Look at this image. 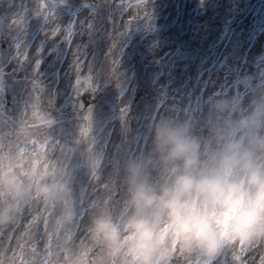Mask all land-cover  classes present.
<instances>
[{
  "label": "rangeland",
  "instance_id": "obj_1",
  "mask_svg": "<svg viewBox=\"0 0 264 264\" xmlns=\"http://www.w3.org/2000/svg\"><path fill=\"white\" fill-rule=\"evenodd\" d=\"M24 2L34 11L38 0ZM84 2L99 4L101 0ZM84 2L66 0L55 5L61 20L57 23L62 25V30L55 37L49 36L47 47L63 43L66 23L73 15L79 14L81 19L87 18L93 23L94 39L87 57L81 56L84 63L80 70L82 77L88 76L91 63L93 83L99 85L95 93L89 89L84 95L86 103L94 96L93 113L85 108L69 122L57 111L65 103L68 78L64 77V71L75 80V72L69 70L72 52L86 40L82 34L75 37L76 30L81 29L77 22L71 49L56 77L57 84L52 83L47 63L41 65L40 71L47 73L43 77L29 68V64L34 65L35 59L40 58L36 54L39 41L28 52V61L24 63L27 71H20L18 77L36 76L43 87L38 100L36 92L30 98L21 89L15 104L9 92L7 109H0L3 117L0 132L4 134L0 139V178L11 176L25 187L20 205L25 212L38 207L47 210L48 204H54L59 210L48 219L52 224L47 238L52 232L61 235L53 247L55 255H62L68 249L86 248L89 264H98L102 252L99 246L93 245L90 236L91 218L101 210L114 217L125 210L126 166L150 154L156 124L165 120L186 122L193 130L200 131L210 99L234 97L247 103L252 93L264 89V0H213L208 7L203 0H115L114 5L109 0L107 6L93 13H89ZM23 7L21 0L11 3L0 0V26H6L8 17L21 12ZM42 11L50 13L51 9ZM43 23L41 18H31L29 39L44 36L45 32L40 31ZM139 26L142 35L149 38L150 48L156 49L157 54L162 52L149 65L140 62L139 55L142 60L147 54L137 39ZM133 39L137 40L125 52ZM43 55L46 60L50 59L46 52ZM113 61L118 62L119 81L107 76ZM122 61L124 65H120ZM104 70L98 78L96 74ZM27 87L32 91L31 84ZM125 105L130 106L131 134L124 124L127 112L120 113ZM41 123L44 124L37 128ZM27 148L32 154L23 153ZM34 166L41 172L51 173L45 182L68 187L70 191L63 201L43 200L36 194L33 186L39 181L30 175ZM152 175L156 177L155 172ZM68 208L72 212L70 220L64 217ZM20 215L24 217L23 213ZM43 215L44 212L41 218ZM20 221L17 217L12 223ZM2 228L0 237L9 234ZM35 233L33 230L29 236ZM29 248L24 241L22 250L26 255L30 254ZM172 258L175 264H264V241L227 243L224 250L204 257L200 252L182 254L170 245L168 264ZM39 264H43L40 258Z\"/></svg>",
  "mask_w": 264,
  "mask_h": 264
},
{
  "label": "clouds",
  "instance_id": "obj_2",
  "mask_svg": "<svg viewBox=\"0 0 264 264\" xmlns=\"http://www.w3.org/2000/svg\"><path fill=\"white\" fill-rule=\"evenodd\" d=\"M200 129L156 124L150 154L126 166L125 210L91 218L90 236L102 252L98 264H168L170 245L212 256L225 243L264 241V89L247 103L210 99ZM30 175L42 198L63 201L70 191L45 182L51 173L36 166ZM25 191L13 177L0 178V226L14 219ZM71 215L66 209L65 219ZM58 264H89V249H68Z\"/></svg>",
  "mask_w": 264,
  "mask_h": 264
},
{
  "label": "snow or ice",
  "instance_id": "obj_3",
  "mask_svg": "<svg viewBox=\"0 0 264 264\" xmlns=\"http://www.w3.org/2000/svg\"><path fill=\"white\" fill-rule=\"evenodd\" d=\"M9 2L11 3L12 0H9ZM21 2L24 4L23 10L21 12L11 14L8 17L7 25L0 26L2 27V31H0V109H7L9 105V81L13 85L12 104L17 103V93L15 91L16 85H20L23 91L28 93L30 98H32V92H36V99H39V92L42 90L43 86L41 81L37 79L36 76L25 75L23 80L18 79L20 71H27L24 67V63L28 61V52L32 48V45L38 40L35 38H28L30 35V20L34 16L41 18L44 21L41 32H45V39H39V43L36 45V54L40 58L35 59L34 65L29 64V68L32 73H36L40 77H43L47 73L40 71L41 65L47 63L49 69L51 70L50 75L52 77L53 84H57L56 77L60 75L62 65L65 62L69 50L71 49L73 35L77 27V22H79L82 30V38L86 37V40L83 43L77 44L75 51L72 52L73 61L69 64V70L75 72V80L73 81L69 78L68 71H64V77L68 78L67 88L64 93L65 103L57 111L60 113L61 117L65 118L69 122L74 118L76 113L85 108L93 113L94 96L87 103L84 99V95L89 89L95 93L99 87V85L93 83L92 64H89L88 76L82 77L80 75V70L84 63L81 56H84L85 58L87 57V50L94 39V32L92 31L93 23H89L87 18L81 19L79 14L73 15L66 23V33L64 35L63 43H54L52 47L46 49L45 40L47 39L48 32L55 37L56 34L62 30V25L57 23L61 20L56 15L55 5L64 4L66 3V0H38L34 11L24 2V0H21ZM108 4L109 0H101V3L99 4L95 2H84V6L89 10V13H93L94 10H99L100 7L107 6ZM111 4L114 5L115 0H112ZM42 9H51V12H45L42 11ZM146 15L149 17L150 13ZM90 16L94 18L93 15ZM50 22L55 26L49 28ZM45 52L47 53V57L50 59L46 60L43 55ZM13 61L16 62V66H13ZM117 63V61H113L111 70H107V76L110 79L119 81L121 75ZM8 68L11 70L6 71ZM104 72L105 70L97 73V77L100 78ZM28 84H31L32 91H28ZM85 84H87V88H85ZM117 86L119 87V84ZM56 91L58 92V85ZM125 112H127V115L124 116V124L128 133L131 134L133 129L128 121V114L130 112L129 105H125V107L120 109L121 114Z\"/></svg>",
  "mask_w": 264,
  "mask_h": 264
},
{
  "label": "flooded vegetation",
  "instance_id": "obj_4",
  "mask_svg": "<svg viewBox=\"0 0 264 264\" xmlns=\"http://www.w3.org/2000/svg\"><path fill=\"white\" fill-rule=\"evenodd\" d=\"M3 135H0V139H2ZM38 208L27 212L20 209L14 217L21 219L18 224L10 222L7 225H3L2 231H8L9 234L0 237V264H10V261L14 262V264L17 261L18 264H39V258L43 260V264H58V261L63 260L65 253L55 255L53 252L55 250L53 247L59 242L58 237L61 235L52 232L47 238L49 227L52 224L51 220L48 219H51V214H55L59 210L55 208L54 204H48L47 210ZM43 212L44 215L41 218ZM21 213H23L24 217L20 215ZM35 216H37L36 220H34ZM22 218H25V220H22ZM33 230H36V233L33 237H30L29 234ZM55 239L58 241L53 242ZM24 241L26 246H30L29 255H26L22 250Z\"/></svg>",
  "mask_w": 264,
  "mask_h": 264
},
{
  "label": "bare ground",
  "instance_id": "obj_5",
  "mask_svg": "<svg viewBox=\"0 0 264 264\" xmlns=\"http://www.w3.org/2000/svg\"><path fill=\"white\" fill-rule=\"evenodd\" d=\"M151 1H152V0H150V2H151ZM49 24H50V23H49ZM54 26H55V25H52V26L49 25V28L54 27ZM138 30H139V32H138V34H137V37H138L137 39L140 40V42L145 46V50H146V54H147L146 57H142V60H141V56L139 55L140 62L144 63V65H149V62H150L151 60H157L159 54H161L162 52H160L159 54H157L156 49H154V48H150L151 45H150L149 42H148L149 38H148V37H145L144 35H142V30H141V27H140V26H139ZM40 31H41V30H40ZM176 31H177V29H176ZM80 34H81V29H77V30H76V33H75V37H76V36H79ZM47 35H48V36H47V39L45 40V47H46V49L48 48L47 46L49 45V39H50L49 36H52L50 32H48ZM44 36H45V34H44ZM44 36H43V37H40V38H41V39H44ZM52 39H53V38H52ZM137 39H136V40H137ZM136 40L133 39V41H131V43H129V45L125 48V52L128 51L129 47L132 46V44L135 43ZM37 41H39V39H38ZM124 56H125V54H124ZM123 62H124V61H122V62L120 63V65H124ZM125 96L127 97V96H128V93H125ZM23 153L26 154V155H27L28 153H29V154H32L30 148L25 149ZM226 245H227V243H225V245L222 247L223 250L226 248ZM201 254H202V253H201ZM202 256L204 257L205 255L202 254Z\"/></svg>",
  "mask_w": 264,
  "mask_h": 264
}]
</instances>
